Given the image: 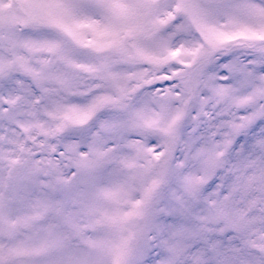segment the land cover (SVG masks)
Listing matches in <instances>:
<instances>
[{
	"label": "snow or ice",
	"instance_id": "obj_1",
	"mask_svg": "<svg viewBox=\"0 0 264 264\" xmlns=\"http://www.w3.org/2000/svg\"><path fill=\"white\" fill-rule=\"evenodd\" d=\"M0 264H264V0H0Z\"/></svg>",
	"mask_w": 264,
	"mask_h": 264
}]
</instances>
